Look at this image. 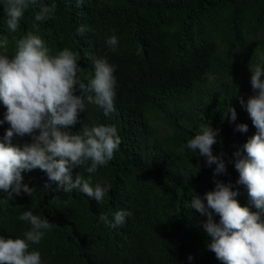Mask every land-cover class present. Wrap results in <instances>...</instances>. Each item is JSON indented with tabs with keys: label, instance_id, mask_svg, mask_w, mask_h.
Returning <instances> with one entry per match:
<instances>
[{
	"label": "trees",
	"instance_id": "trees-1",
	"mask_svg": "<svg viewBox=\"0 0 264 264\" xmlns=\"http://www.w3.org/2000/svg\"><path fill=\"white\" fill-rule=\"evenodd\" d=\"M55 5L52 18L36 21L30 5L20 29L9 33L4 0H0V39L8 37L9 55L16 39L39 35L52 54L67 48L80 57L78 78L94 76V60L115 66L116 111L88 104L72 132L84 127L114 125L121 144L107 165L91 174L92 184L111 185L102 203L79 189L64 192L46 172H22V183L33 187L11 200L0 192V236L23 238L30 225L19 220L25 211L47 218L51 230L30 250L42 264H223L207 247V219L190 203L215 189L216 181L231 183L241 206L256 211L247 187L237 184L234 152L242 150L256 129L246 109L251 68H264V0H37ZM83 26V35L77 29ZM116 36L118 46L106 43ZM76 94L80 90L77 87ZM243 98L245 104L241 105ZM237 119L230 120L228 107ZM6 108L0 102V120ZM227 113V114H226ZM246 123L241 133L235 125ZM210 124L218 129L213 154L226 162V173H215L206 158L186 147L187 141ZM10 125H0V141ZM14 145L32 137L14 135ZM243 154V153H242ZM232 162H229V161ZM85 179L84 167L72 170ZM118 211L131 212L113 229ZM219 222V217L214 215ZM192 259L189 260L188 257Z\"/></svg>",
	"mask_w": 264,
	"mask_h": 264
},
{
	"label": "clouds",
	"instance_id": "clouds-1",
	"mask_svg": "<svg viewBox=\"0 0 264 264\" xmlns=\"http://www.w3.org/2000/svg\"><path fill=\"white\" fill-rule=\"evenodd\" d=\"M77 3L82 4L84 0ZM30 5L39 7L36 21L52 18L56 10L55 5H38L37 0H4L9 33L18 32ZM84 31L83 26L77 29L81 35ZM12 39L15 51L11 56L8 37L0 39V102L6 108L0 125L5 122L10 125L0 141V192L6 193L8 200L22 192L32 196L34 188L22 183V172L39 168L64 192L79 189L102 203L111 185L97 183L93 186L91 174L113 159L121 137L114 125L84 127L81 132H72L71 127L77 124L79 114L85 112L88 104L102 108L105 116L116 111L115 66L106 58L95 59L94 76L85 83L78 78L81 69L77 53L65 48L52 54L43 39L31 32ZM106 43L115 50L118 39L113 35ZM250 71L254 95L245 106L256 132L233 156L239 173L236 183L247 187L256 211L241 206L235 199L238 191L233 190L231 183L223 181H216L215 189L205 194L206 203L199 196L190 203L191 208L207 217L202 222L209 237L207 247L223 264H264V68L256 66ZM240 103L245 104L243 98ZM227 112L235 122V108L229 106ZM235 130L246 133L248 125L236 124ZM218 132L210 124L202 125L186 147L195 153L198 151L209 166L216 164L215 173L220 174L226 173L227 167L223 153L213 154ZM14 135L31 136L32 143L23 147L14 145ZM80 167L89 174L87 179L78 173L73 179L72 170ZM130 215V211H118L111 222L107 214H101L99 219L115 229ZM214 215L219 217V222ZM18 218L30 228L23 233V238L0 236V264H42L40 252L30 250V246L39 244L53 223L32 211H25Z\"/></svg>",
	"mask_w": 264,
	"mask_h": 264
}]
</instances>
